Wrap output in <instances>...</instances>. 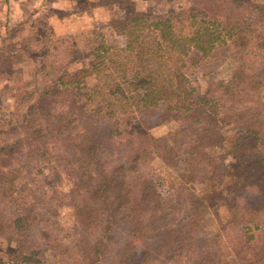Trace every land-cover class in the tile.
I'll use <instances>...</instances> for the list:
<instances>
[{
    "label": "trees",
    "instance_id": "1",
    "mask_svg": "<svg viewBox=\"0 0 264 264\" xmlns=\"http://www.w3.org/2000/svg\"><path fill=\"white\" fill-rule=\"evenodd\" d=\"M186 2L189 51L170 12L131 0L84 7L122 9L112 41L0 22V264H264V0ZM176 117V139L153 133ZM156 161L184 164L168 193ZM215 202L227 218L209 237Z\"/></svg>",
    "mask_w": 264,
    "mask_h": 264
},
{
    "label": "rangeland",
    "instance_id": "2",
    "mask_svg": "<svg viewBox=\"0 0 264 264\" xmlns=\"http://www.w3.org/2000/svg\"><path fill=\"white\" fill-rule=\"evenodd\" d=\"M92 0H0V22L10 24L25 20V27L34 26L40 33H51L55 35L78 34L88 30L102 31L107 41L115 40V35L110 25L111 18L122 15V9L117 5L88 6L85 5ZM94 1V0H93ZM131 4L139 9H153L157 11L170 12L174 30L178 36V48L189 51L190 24L186 12V0H131ZM223 58L211 67L214 78H227L232 69L233 57ZM80 63V62H79ZM81 64V63H80ZM190 84L195 87L204 86V78L201 74L190 76ZM4 82L0 80V88ZM11 99L0 95V122L7 119ZM185 124L180 118H172L155 126L152 131L156 135H166L173 141L184 130ZM259 133L264 137V125L257 126ZM226 144L222 147L212 148V153H223ZM184 164L175 169H169L162 163L156 161L147 167L149 174L153 177L158 190L168 193L184 180ZM190 189L200 194L203 185L193 180L188 182ZM205 233L209 237L216 234L219 223L227 218V213L222 203L215 202L211 205L205 216ZM4 246L0 243V253H4Z\"/></svg>",
    "mask_w": 264,
    "mask_h": 264
}]
</instances>
